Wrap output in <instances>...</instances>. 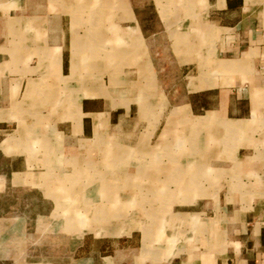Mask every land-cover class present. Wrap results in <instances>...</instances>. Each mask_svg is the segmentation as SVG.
<instances>
[{
  "label": "crops",
  "instance_id": "1",
  "mask_svg": "<svg viewBox=\"0 0 264 264\" xmlns=\"http://www.w3.org/2000/svg\"><path fill=\"white\" fill-rule=\"evenodd\" d=\"M152 1L0 0V264H264V0Z\"/></svg>",
  "mask_w": 264,
  "mask_h": 264
},
{
  "label": "rangeland",
  "instance_id": "2",
  "mask_svg": "<svg viewBox=\"0 0 264 264\" xmlns=\"http://www.w3.org/2000/svg\"><path fill=\"white\" fill-rule=\"evenodd\" d=\"M129 1L130 9L142 17V21L144 24L148 25V31L150 33L156 30H161L159 24L155 23L153 18V16H155L156 9H154L152 0ZM114 10L115 12H118L116 9ZM170 35L171 33H163L156 37H151V39L148 41V45L150 48V54H152L154 61L162 71L161 79L165 81V89L167 94L170 96V101L172 104H175L183 100L182 97L177 96L178 94H176V89L184 85L185 80L183 78L188 70H181L179 62L180 55H175V52L172 48Z\"/></svg>",
  "mask_w": 264,
  "mask_h": 264
},
{
  "label": "trees",
  "instance_id": "3",
  "mask_svg": "<svg viewBox=\"0 0 264 264\" xmlns=\"http://www.w3.org/2000/svg\"><path fill=\"white\" fill-rule=\"evenodd\" d=\"M153 18H154V20H155V16H153ZM142 27H143V29H144L145 31H148V30H149V27H148V25H146V24H144V26L142 25Z\"/></svg>",
  "mask_w": 264,
  "mask_h": 264
}]
</instances>
